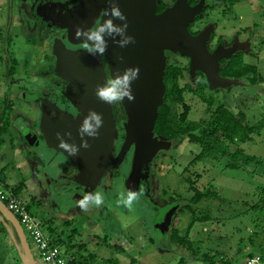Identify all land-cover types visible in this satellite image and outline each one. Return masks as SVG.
<instances>
[{
  "label": "rangeland",
  "instance_id": "374dc122",
  "mask_svg": "<svg viewBox=\"0 0 264 264\" xmlns=\"http://www.w3.org/2000/svg\"><path fill=\"white\" fill-rule=\"evenodd\" d=\"M158 1L169 6L175 0ZM21 2L0 0V77L10 79L5 67L9 54H6V50L2 52V46L11 43V47L23 52L24 56H32V64H25L21 60L15 70L28 76V80L33 75L44 78L47 64L38 61L44 46L34 40L35 27L27 29L21 15L14 14ZM204 4L202 14L191 25L192 31L213 25L209 45L214 46L217 39L223 40L224 46L232 45L235 41L238 46L235 53H243L245 62L256 65L260 78L256 85L245 81L244 85L228 89H210L203 73V76L197 75V72L193 77L190 76L186 57L168 52L165 54L167 65L184 67L179 79L180 86L188 84L193 89L200 86V91L213 101V106H208L193 91L185 90L183 104H177L176 110L180 114L187 108L188 119L206 121L214 107L222 104L234 113L243 111L248 124L262 121L258 133H253L245 142L230 146L231 151L238 144L245 153L254 155L256 160L246 163L242 158L233 159L228 155L222 159H217L218 155L215 158L199 157L200 147L189 142L185 136L168 139L171 146L159 150L151 161L153 183L150 189L129 209L117 203L121 193H124V180L130 170L133 151L128 153L129 149L117 172L123 179V186L118 181L114 187L106 189L102 207L94 212L75 214L69 211L61 214V218L70 219L69 225H62L65 236L60 235L61 231L59 236L65 240L73 233L75 241L85 242L86 252L94 254L89 264H110L106 262L108 259L118 264H208L203 259L210 258L215 264H241L248 253L262 255L261 264H264V216L248 208L264 194L259 190L264 187V0H233V4L226 0H204ZM111 77L108 70L106 79ZM12 88L8 90L4 83L0 84V121H9L6 132H0V176H5L9 183L25 179L26 188L22 196L29 211L40 220L43 211L29 197L37 196L40 186L28 173L32 165L29 153L32 154L38 146L32 147L25 143L23 148L18 139L25 140L23 123L34 119L29 110L37 112L41 103H36L33 96L23 98V93L22 97L15 96L16 90ZM8 104L9 108L5 109ZM118 104L124 111L125 120H122L124 116L119 120L115 118L110 105L116 132L114 155L122 144L121 138L123 135L125 137L127 120L123 104ZM15 124L17 132L13 131ZM37 152L44 154L45 148L41 146ZM230 163L236 166L227 167ZM208 190L216 193L193 205L206 211L205 218L193 220L187 207L192 203L191 197L197 191L205 193ZM168 204H175L176 207L168 230L160 237L157 235L158 214ZM94 216L96 218L91 219ZM43 228L47 230L46 224ZM172 229H176L180 236H186L190 250L171 240ZM53 235L58 243L56 234ZM27 239L30 241L28 235ZM60 245L66 248L64 244ZM113 245H119L124 252L115 250Z\"/></svg>",
  "mask_w": 264,
  "mask_h": 264
},
{
  "label": "water",
  "instance_id": "95a60500",
  "mask_svg": "<svg viewBox=\"0 0 264 264\" xmlns=\"http://www.w3.org/2000/svg\"><path fill=\"white\" fill-rule=\"evenodd\" d=\"M117 2L128 18V34L135 37V43L121 48L109 39L107 51L102 57L90 55L87 49L69 50L60 40L55 39L52 47L56 58L54 72L69 83L62 93L78 108L79 113L73 116L54 103L44 101L41 104L39 128L45 137L46 145L66 157L77 170L70 177L71 180L84 186L92 187L94 182H99L109 167V174H112L133 146L130 170L124 180V187L126 191H138L140 182L149 174V163L156 153L171 146L170 140L154 135L158 107L163 102L166 89L164 73L168 63L165 51L189 58L190 76L193 77L197 71L202 72L210 89H228L235 85H244L245 81L220 75V60L228 59L235 53L238 47L235 41L231 46L220 44L210 51L207 45L213 25L206 26L197 34L189 31V26L195 22V18L202 14L205 7L203 0L195 5H190L189 0H175L160 12L158 0ZM87 3L90 7L96 5V10L90 22L83 28H90L92 19L98 17L100 10L101 23L104 20V10L108 7L106 0H87ZM38 14L42 20L51 21L50 25L55 24L52 15L43 17ZM58 26L68 27L67 24ZM73 29V26L69 27L71 35H74ZM105 64L111 76L122 72L126 67L138 66L140 69L139 79L132 85L135 100L128 102L125 99L122 102L127 117L125 137L115 155L113 142L116 132L110 105L100 101L95 95L96 87L106 80ZM90 109L103 114L104 126L100 130V136L95 140L90 139V147L82 148L77 156H69L58 148L56 134L70 131L72 141L79 144L77 129ZM51 110L56 112L54 116L50 115ZM23 137L30 146L38 144L36 136H31L28 128L23 130ZM33 139L35 143L32 142ZM175 207V204H168L160 209L158 236L161 237L168 230ZM0 221L10 235L21 264H36L18 219L1 200Z\"/></svg>",
  "mask_w": 264,
  "mask_h": 264
},
{
  "label": "flooded vegetation",
  "instance_id": "af4514ba",
  "mask_svg": "<svg viewBox=\"0 0 264 264\" xmlns=\"http://www.w3.org/2000/svg\"><path fill=\"white\" fill-rule=\"evenodd\" d=\"M199 1L200 0H196V2L190 5H195ZM87 4V0H56V2H52V0H22V2L19 3V10H16L17 13L21 15V17L25 20L27 29H32L35 27V32L33 33L34 40L35 42H37V44L44 46L41 52L40 59L38 61L42 62L43 64H47L45 73L42 72L45 75L44 78H38L33 75L30 79V81L32 79L36 80L34 83H29V86H32V89H35V91H29L30 96H33V100H35L38 104H42V102L44 101H49L57 105L61 110L66 111L73 116H76L79 113V110L62 93L64 88H66L69 83L56 76L54 72L56 58L53 54L52 47L56 39L60 40L63 45L69 50L86 49L84 46V41L76 39L75 35L70 34L69 27L73 26V33H75L78 27L83 28L84 25L90 22L91 17L95 13L96 5H92L90 7V5ZM38 13L42 14L43 17L52 15L55 24L50 25L49 23L51 21L42 20V17H40ZM101 15L102 10H100L97 18L92 19L90 28L98 27L101 20ZM197 18L198 16L195 18V22L197 21ZM58 24H67L68 27L60 28ZM191 25L189 26V31L192 34H197L199 31H192ZM210 38L207 45L210 51L214 50L220 44L224 45L223 40L217 39L214 46L211 47L209 43L212 41V39L210 40ZM230 45L231 43L227 46L225 45V47H228ZM2 47V52H4V44ZM168 52L170 51H166L165 54ZM174 54L181 56L178 53ZM27 55V58H29L30 55ZM187 59L189 62V58ZM8 62L9 60L7 59V66L9 65ZM9 70L10 69L8 68V75L11 78V73ZM105 70L108 73L106 64ZM199 73L202 72L197 71V75H199ZM23 79L26 78L22 77V80ZM40 80L41 82H39ZM34 93L36 94L35 96ZM19 95L21 96L22 92H20V94L18 93V97ZM112 110L114 112V117L118 118V120L120 117L124 116V111L119 107V104L112 105ZM36 111L37 112L35 113L33 112L34 119L30 120L29 122L26 121L25 123H23L22 129L28 128L30 130L31 136L35 135L36 141L38 142L37 145H31L32 147L38 146L31 154V161H33L31 176L36 179L38 178V180L40 181V201L42 200L41 203L43 204L44 208L46 207V203L43 202V196L46 198L50 197L55 200V202L51 204V207H56V216H59L60 218L62 213H67L69 211H72L75 214H82L84 212L81 211V209L77 206V202L82 198L84 194L95 191H100L104 194V191L106 189L114 187V184H118V181H121L123 186V179H120V175L117 174V172L121 169V165H119V168L116 169L112 174H109V167L104 172L99 182H94L92 187L80 185L73 182L70 177L73 175V173L77 172V170L70 164V161L66 157H64L59 152H55L53 149H50L46 145L45 137L39 128V121L41 120V105L38 106V109ZM53 113L55 115L56 112L51 110L50 115L54 116ZM118 120H116L117 124ZM122 120H125V116ZM123 140L124 135L121 138V142H123ZM36 141L34 139L32 140V142L34 143ZM23 142L26 143V140H24ZM41 146L45 148V156L37 152V149ZM119 148L120 146L116 149V152L119 150ZM132 151L133 146L130 147L128 153H131ZM151 167L152 163L150 162L149 174L145 180H142L140 182L138 191L142 190V193L147 192V190L150 189L151 184L153 183L151 179ZM123 190L124 192H126L125 187H123ZM97 209L98 208L96 207L90 206L87 212H94ZM94 218H96V216L92 217L91 219ZM69 219L70 218L67 217L62 218V221L67 222L69 221Z\"/></svg>",
  "mask_w": 264,
  "mask_h": 264
},
{
  "label": "trees",
  "instance_id": "16d2710c",
  "mask_svg": "<svg viewBox=\"0 0 264 264\" xmlns=\"http://www.w3.org/2000/svg\"><path fill=\"white\" fill-rule=\"evenodd\" d=\"M226 1L233 4V0ZM194 2H196V0L189 1L190 4H193ZM166 7V4L160 1L158 4V12L162 11ZM220 64V75L223 77L241 79L247 81L251 85H256L258 79L260 78L257 66L245 62L243 53L241 52L233 54L228 59H222ZM183 73L184 67L178 65L170 64L167 65L165 69L164 83L166 89L163 102L158 107V113L154 124L155 135L165 139H175L185 136L189 142L198 144L200 147L199 157L212 156V158H215L214 156L218 155L219 157L216 158L220 159L221 157L222 159L228 155L233 159L238 157V159L242 158V160L246 163L256 160L254 155L245 153L244 150L238 146V144L249 140L253 133H258L263 122L258 121L253 124H248L245 122V113L243 111L234 113L222 104H218L214 107L208 120L206 121L188 119L187 108L179 114L176 110V106L177 104H183L185 90L193 91L201 100L205 101L208 106H213L212 98L206 97L203 91H200V86H197L194 89L188 84L180 86L179 79L182 77ZM199 74L202 75V73ZM8 108L9 104L5 106V109ZM7 127H9L8 119L4 123L0 124V132H6L5 130ZM236 143H238L237 147L230 151V146L233 144L236 145ZM235 166L236 165L233 163L227 164V167L229 168H234ZM0 180L4 182L3 176H0ZM6 185L9 186L15 193H21L20 191L23 186L22 183L15 186H11L9 184ZM259 190L264 193V187H260ZM215 193V191L211 190L205 191V193L197 191V193L191 197L192 203L187 207L193 215V220H203L205 218L204 213H206L205 210L199 209L195 206L193 207V205L197 204L202 199L205 200V198L207 199L214 196ZM263 196L264 194H262V197L259 198L257 202L249 205L248 208L249 210L260 212L264 216ZM200 214L201 216H199ZM47 231L50 234H54L55 229L51 226H47ZM262 231L264 233V228ZM63 232L64 231H61L60 235ZM185 237L180 236L176 229H172V231H170V238L175 244L190 250L186 244ZM57 240L58 243L65 245L66 251L69 253L70 258L67 264H89V260L94 259V254L86 252L85 243L74 240L73 233L70 236H67L65 240L60 239L58 235ZM113 248L117 251L124 252V249L119 245H113ZM248 256L253 255L248 253ZM261 258L263 259L262 255ZM203 260H205L208 264H215L211 258ZM106 262L110 264H118L113 262L111 259H108ZM0 264H21L10 235L1 221Z\"/></svg>",
  "mask_w": 264,
  "mask_h": 264
},
{
  "label": "clouds",
  "instance_id": "9594fccd",
  "mask_svg": "<svg viewBox=\"0 0 264 264\" xmlns=\"http://www.w3.org/2000/svg\"><path fill=\"white\" fill-rule=\"evenodd\" d=\"M56 2V0H52ZM108 7L104 10V20L95 28L78 27L74 33L75 38L84 41V46L90 55H104L108 48L109 39L118 44L119 47L125 48L135 43V37L128 34V18L122 12L117 0H106ZM119 21L120 23H117ZM121 61L123 57L120 58ZM140 69L138 66L126 67L122 72H118L111 78L106 79L102 85L95 89L97 98L109 105L122 103L125 99L128 102L135 100V94L132 90L133 83L139 79ZM54 115V113H53ZM104 126V117L100 112L90 109L83 117L77 129V135L80 143L72 141L70 131L57 133L58 148L66 152L69 156H77L80 150L90 147L89 140L98 139L100 130ZM67 137V138H66ZM142 190L129 189L121 193L117 203L131 209L142 196ZM105 204L104 194L100 191L89 192L82 196L77 202V206L83 212H87L90 206L100 208ZM259 256L250 262L257 264Z\"/></svg>",
  "mask_w": 264,
  "mask_h": 264
},
{
  "label": "built area",
  "instance_id": "2783aa9c",
  "mask_svg": "<svg viewBox=\"0 0 264 264\" xmlns=\"http://www.w3.org/2000/svg\"><path fill=\"white\" fill-rule=\"evenodd\" d=\"M0 200L18 219L27 239L36 264H67L69 253L55 240L53 234L44 230L41 221L28 208L23 196L15 193L0 180ZM259 255L248 256L241 264H250ZM262 263L259 256L257 264Z\"/></svg>",
  "mask_w": 264,
  "mask_h": 264
},
{
  "label": "crops",
  "instance_id": "0c3cea01",
  "mask_svg": "<svg viewBox=\"0 0 264 264\" xmlns=\"http://www.w3.org/2000/svg\"><path fill=\"white\" fill-rule=\"evenodd\" d=\"M14 14H17V11L16 10H14ZM4 49L6 50V54H9V58H8V60H9L8 64L9 65L8 66L6 65L5 67H6V70H8V68L10 69L9 71L11 73V78L7 80V78H5V77H4V79H2V77H0V84L4 83L6 85V87H7L8 90L13 87L12 89H15L16 90V93H15L16 95L15 96H18V93L20 94V92H22L23 93V98L26 99V98H28L27 96H30L29 91L32 90V86H29L30 85L29 83L30 82L34 83L36 80H33V79L31 81H30V79L28 80V76H25L24 74H21V72L19 70H17V69L19 67V62H21V60H24L25 59L24 60L25 64H29V65L32 64V63H30V61L32 59V56L29 54L30 56H29V58H27L28 55L27 56H24L22 54L23 52L20 53L21 52L20 50L18 51L16 49L12 48L11 47V43H9L8 46L7 45H4ZM15 67L17 68L16 70H15ZM0 68H2V67L0 66ZM0 76H2V73L1 72H0ZM22 77L23 78H26V79H23L22 80ZM16 79H18V80H16ZM39 82H41V80ZM28 89H29V91H28ZM21 96L19 95V97H21ZM33 112H35V111L33 110ZM33 112H32V110H29V113H31V116H33ZM0 124H2L1 121H0ZM14 126H15V129L13 128V131L17 132V130H16L17 129L16 128V124ZM18 142H19V144H20L21 147H23V144H25L23 142L22 138H19L18 139ZM46 148H48V147H46ZM45 153H46V151L44 152V154H41V155L45 156ZM29 154L31 155V153H29ZM30 162L32 163L33 161L30 160ZM30 167H31V169H29L28 173L30 174V178H31L32 177L31 176V173H32V165ZM3 179H4V182L6 184H9L11 186H15V185H18L19 183H22L23 186H22V189L20 191L21 193H19V194L22 195V193L25 191V188H26L25 179H21V180L15 182V183H9L6 180L5 176L3 177ZM34 179L37 182V184L40 186V181L38 180V178L37 179L34 178ZM29 197H30L31 200H33L34 204H36L37 206H39L41 208V212L43 211V214L41 213V216L42 217L40 219L41 225L43 226V225L46 224V227L47 226L53 227L55 229V232L54 233L56 234V237H58L59 231H62V225L64 223L66 225H68L69 224V221H67V222L66 221H62V218H60L59 216H56V211H57L56 210V207H51V204L53 202H55V200H53L50 197H47L46 198V197L43 196V202L46 203V207L44 208L43 204L41 203L42 200L40 201V199H41L40 192H39V194L37 196L30 195ZM61 235L62 236H65L64 232ZM60 239L64 240L61 237H60ZM83 243H85V242H83Z\"/></svg>",
  "mask_w": 264,
  "mask_h": 264
}]
</instances>
